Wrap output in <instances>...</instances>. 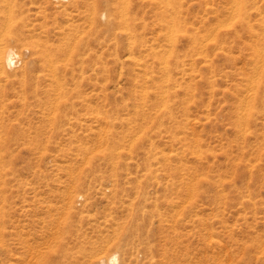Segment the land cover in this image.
<instances>
[{
  "label": "rangeland",
  "instance_id": "rangeland-1",
  "mask_svg": "<svg viewBox=\"0 0 264 264\" xmlns=\"http://www.w3.org/2000/svg\"><path fill=\"white\" fill-rule=\"evenodd\" d=\"M75 1L14 6L0 264H264V0Z\"/></svg>",
  "mask_w": 264,
  "mask_h": 264
},
{
  "label": "bare ground",
  "instance_id": "bare-ground-1",
  "mask_svg": "<svg viewBox=\"0 0 264 264\" xmlns=\"http://www.w3.org/2000/svg\"><path fill=\"white\" fill-rule=\"evenodd\" d=\"M3 1V3L5 4V6L8 8L7 10L5 9V10H0V20L1 19H3L4 18V20L5 21H3L4 22V26H6V29H5V37H3V38H6V39H4V40H6L5 42H3V44L1 43V41H0V74L1 73H4V75H6V76H11L12 74H11V70H12V66L15 64V62H16V59H15V57L16 56H18V53H17V50L15 49V47H14V45H10V44H8L7 42L8 41H13V40H15L16 38L17 39H19L20 38V36H22V33H25V31H24V28H22L21 26H20V22H17L19 19H23L22 17H20V13L22 12H24V8L22 9V7H23V5L24 4H20L21 6H19V7H21V9L19 10V9H17V8H15L14 6H16V3L19 1V0H2ZM69 3L71 4V5H75V6H77V4H78V2L77 1H75V0H69ZM93 4V3H92ZM58 5V4H57ZM95 7V6H94ZM94 7L92 6V8H93V10H94ZM91 8V9H92ZM78 10V9H77ZM87 10V9H86ZM61 11H64V13H68V11H67V8L66 7H64L62 10H60V12ZM17 12H18V16H17ZM78 12V11H77ZM87 12V11H86ZM123 12H125V10L123 11ZM91 13H93L94 14V12H92L91 11ZM91 13H90V15H91ZM92 14V15H93ZM104 14H105V12H104ZM67 15V14H66ZM78 15V14H77ZM89 15V19H91V16ZM12 16V17H11ZM76 15L74 14V13H72V15L70 16V19H72V22H71V25H73L72 27H69L70 29H68V30H70V32L68 31V32H66L64 35L65 36H62V45H59L58 46V52L59 53H65V51L68 49V46H70V43L73 41V39L74 38H76V34L74 33V34H71V29H75L76 30V26H75V24L73 23V21H74V17H75ZM94 16V15H93ZM104 16V15H103ZM123 17H125V15H123ZM84 18V17H83ZM126 19V18H125ZM81 20V19H80ZM79 19H78V21H80ZM127 20V19H126ZM70 21V20H69ZM68 21V22H69ZM67 22V21H66ZM68 22H67V24H68ZM76 22V21H75ZM90 23V22H89ZM126 23V22H125ZM23 24L25 25V23H24V21H23ZM91 25V24H90ZM128 25V24H127ZM60 27V26H59ZM126 28V27H125ZM64 30V29H63ZM63 30H60V31H62L63 32ZM4 31V30H3ZM15 31H16V33H15ZM59 31V32H60ZM126 31H127V28H126ZM128 32V31H127ZM171 34V33H170ZM169 35V34H168ZM170 36V35H169ZM79 37H80V35H79ZM212 37V36H211ZM210 37V38H211ZM3 38H0V40H2ZM170 38V37H169ZM207 38H209V37H207ZM209 38V39H210ZM173 39V38H172ZM202 39V38H201ZM75 40V39H74ZM81 40V39H80ZM79 40V41H80ZM169 40V39H168ZM77 42H78V40H76ZM172 41V40H171ZM73 42H75V41H73ZM83 42V40L82 41H80V43H82ZM169 42V41H168ZM173 42V41H172ZM76 43V42H75ZM73 44V43H72ZM172 44V43H171ZM204 45V44H203ZM73 47V46H72ZM202 47V46H201ZM203 47H205V46H203ZM71 48V47H70ZM74 48V47H73ZM256 48H257V46H256ZM153 49V48H152ZM203 49V48H202ZM205 49V48H204ZM258 49V48H257ZM71 50V49H70ZM199 50H200V48H199ZM261 51V50H260ZM262 51H263V49H262ZM155 52V51H154ZM169 52V51H168ZM257 52H259V51H257ZM37 53H39V55H41L42 56V64H41V70L42 71H44V70H46L47 68L45 67V66H47L48 67V69H50V68H52L53 67V69H54V71H53V69L51 70L50 69V71L52 72H55V67L52 65L53 64V58H52V56H54L55 54H57V53H52L51 52V50H48V46L47 45H45V43L44 42H41V41H33V54H37ZM170 53H171V51H170ZM260 53V52H259ZM258 53V54H259ZM69 54H70V52H69ZM203 54H204V51H203ZM205 56H206V52H205ZM262 55H260V57H261ZM69 57V56H68ZM164 58V57H163ZM205 58V57H204ZM67 59V58H66ZM165 59H166V57H165ZM206 59V58H205ZM261 59H263L262 57H261ZM23 61H25V60H23ZM65 61V60H64ZM166 61V60H165ZM262 61H264V59L262 60ZM18 63V62H17ZM19 63H20V61H19ZM25 63V62H24ZM64 63V62H63ZM165 63V62H164ZM167 63V62H166ZM163 64V63H162ZM262 64H263V62H262ZM17 65V64H16ZM166 66V65H165ZM258 66H260V65H258ZM262 66V65H261ZM260 66V67H261ZM164 67V66H163ZM145 68V67H144ZM256 69H258V68H256ZM262 69V68H261ZM259 70V69H258ZM95 71V70H94ZM146 72V71H145ZM258 72H262V71H258ZM53 74V73H52ZM57 74V73H56ZM54 75V74H53ZM33 76H34V74H33V69L32 68H29V66L28 65H26L25 67H24V70H23V72L21 73V76H20V79H19V82L21 83V86L23 87V90H25V89H27V87L30 85V83H31V80L33 79ZM169 76V75H168ZM57 77V76H56ZM55 76H54V78H56ZM166 78H168V77H166ZM58 79V78H57ZM57 81V80H56ZM253 81V80H252ZM251 81V82H252ZM58 82V81H57ZM60 82V81H59ZM46 83V82H45ZM254 83H256V82H254ZM61 85V84H60ZM60 85H58V87H59V89L61 88L60 87ZM252 85V84H251ZM250 85V86H251ZM254 85V84H253ZM256 87V86H255ZM166 88V87H165ZM251 89V88H250ZM56 90V89H55ZM57 90H58V88H57ZM252 90H253V88H252ZM149 91V90H148ZM147 92V91H146ZM55 93H56V91H55ZM59 93V92H58ZM250 93H252V92H250ZM253 93H254V91H253ZM252 93V94H253ZM162 96H163V94H162ZM249 96V95H248ZM254 97V96H253ZM164 98L162 97V100H163ZM251 99V98H250ZM249 100V99H248ZM57 101H58V98H57ZM164 101V100H163ZM247 103H249V102H247ZM163 104H165V102L164 103H162V105ZM250 104V103H249ZM55 106H56V104H55ZM57 107V106H56ZM168 107H170V106H168ZM55 108V107H54ZM248 109H249V107H248ZM55 110V109H54ZM169 110V109H168ZM54 112V111H53ZM56 112V111H55ZM102 118H104V116H102ZM138 135V134H137ZM82 196V195H81ZM80 196V197H81ZM83 198V197H82ZM1 230V229H0ZM1 232V231H0ZM0 237H1V234H0ZM118 251V250H117ZM118 253V252H117ZM116 253V254H117ZM100 256V255H99ZM117 255H112L110 258L109 257H100V262L101 263H106L108 260H110V262H113L114 261V259L115 258H117L116 257ZM119 257V256H118ZM117 261V260H116ZM115 261V262H116ZM109 263V262H108ZM113 264V263H112ZM117 264V263H116Z\"/></svg>",
  "mask_w": 264,
  "mask_h": 264
}]
</instances>
